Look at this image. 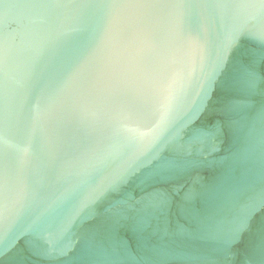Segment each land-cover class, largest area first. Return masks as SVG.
Masks as SVG:
<instances>
[{
    "label": "water",
    "instance_id": "1",
    "mask_svg": "<svg viewBox=\"0 0 264 264\" xmlns=\"http://www.w3.org/2000/svg\"><path fill=\"white\" fill-rule=\"evenodd\" d=\"M0 264H264V0H0Z\"/></svg>",
    "mask_w": 264,
    "mask_h": 264
}]
</instances>
